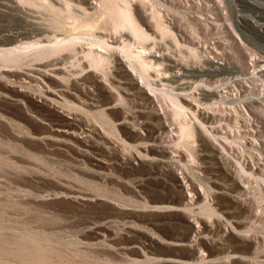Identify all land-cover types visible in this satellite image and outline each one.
Wrapping results in <instances>:
<instances>
[{
    "label": "rangeland",
    "instance_id": "obj_1",
    "mask_svg": "<svg viewBox=\"0 0 264 264\" xmlns=\"http://www.w3.org/2000/svg\"><path fill=\"white\" fill-rule=\"evenodd\" d=\"M88 1L0 0V264H264V0Z\"/></svg>",
    "mask_w": 264,
    "mask_h": 264
},
{
    "label": "bare ground",
    "instance_id": "obj_2",
    "mask_svg": "<svg viewBox=\"0 0 264 264\" xmlns=\"http://www.w3.org/2000/svg\"><path fill=\"white\" fill-rule=\"evenodd\" d=\"M91 1V0H90ZM90 1H88L87 3L88 4H92ZM132 2V1H131ZM144 5V4H143ZM126 8V15H124L123 16V19L118 23L119 24V27H121V28H129L130 29V31L132 32V34H133V36L134 37H138V38H147L149 35L146 33V31L144 30V29H142L141 27H139L138 26V23H137V21H136V19H135V17H134V14H133V12H132V7H131V5L128 3L127 4V6L125 7ZM126 35V34H125ZM123 37V36H122ZM130 38H131V36H130ZM77 39V38H76ZM65 40V39H64ZM73 40H75V38H73ZM73 40H70L71 42H73ZM57 41V40H56ZM69 41V40H68ZM130 42V41H129ZM67 43L68 42H62L61 43V46H65V45H67ZM70 45L71 44H73V43H69ZM124 46L125 47H127L128 46V42L127 43H125L124 44ZM93 47V46H92ZM90 49V48H89ZM113 49V48H112ZM130 50V49H129ZM12 51V50H11ZM10 51V52H11ZM75 51H77V50H75ZM92 51V50H91ZM90 52V51H89ZM94 52V51H93ZM143 52L145 53V54H149L150 56H153V57H155V58H160V57H162L163 56V54H161V53H159V52H156L155 51V53H153V50L152 51H147V49H144L143 50ZM153 54H152V53ZM8 53V52H7ZM86 54H88V53H86ZM144 54V55H145ZM102 55V54H101ZM104 55V54H103ZM122 55V54H121ZM91 56H93V55H91ZM97 56V55H96ZM147 56V55H146ZM164 56H165V54H164ZM163 56V57H164ZM18 57V56H17ZM101 57H103V56H101ZM118 57H119V60L120 61H122L121 63H125V60H126V62L128 61V63L130 64V66L135 70V71H137V72H139L138 73V75H139V77H141V81L139 82V85H140V87H145L146 85L148 86V88L151 90V91H148V94L150 95V96H152V97H154L155 95H156V91H157V88L155 87V86H153V84L143 75V73H142V70H138V68H137V65L136 64H134L133 63V54L132 53H130L128 50H126L125 49V55H124V57L123 56H120V55H118ZM95 58V57H94ZM102 59V58H101ZM107 59V58H106ZM161 59V58H160ZM260 59V58H259ZM96 60V59H95ZM94 60V61H95ZM99 60V59H98ZM103 60V59H102ZM151 62V61H150ZM153 62V61H152ZM159 62V61H158ZM185 63V62H184ZM211 63L216 67V68H221V67H225V66H223V63H221L220 62V60H216V59H211ZM127 64V63H126ZM256 64V63H255ZM136 65V66H135ZM172 66V65H171ZM203 66V65H202ZM255 66V65H254ZM181 67L183 68V70L185 71V73H183V74H181L180 76L178 75V77H194V78H201L202 76H204L206 73H205V70L202 68V67H198V66H195V65H191V64H181ZM229 68V67H228ZM256 69H258V68H256ZM129 70V69H128ZM158 70V69H157ZM165 70V69H164ZM219 70V69H218ZM230 70V69H229ZM262 70L264 71V66H263V68H262ZM179 71V70H178ZM132 72V71H131ZM210 72V71H209ZM255 72V71H254ZM220 73V72H219ZM255 74V73H254ZM130 75V74H129ZM132 75L135 77V74L134 73H132ZM158 75V74H157ZM162 75V74H161ZM175 75V74H174ZM159 76V75H158ZM164 76H166V75H164ZM169 76V75H168ZM253 76V75H252ZM160 77V76H159ZM162 77V76H161ZM257 78H258V75L256 76ZM255 76H254V78H256ZM170 78V77H169ZM137 79V78H136ZM260 79V78H259ZM264 79V78H263ZM161 80H162V78H161ZM170 80V79H169ZM172 80H173V78H172ZM176 80V79H175ZM189 80V79H188ZM192 80V79H191ZM258 80V79H257ZM163 81V80H162ZM166 81V80H165ZM181 82V81H180ZM196 82V81H195ZM199 83H193V82H191V85H189L191 88H192V91L190 92V93H198V90H201L202 91V94L204 95V96H214V95H219V89H218V87L216 86L215 88H210V87H208L207 85L205 86V85H203V84H201V82L200 81H198ZM171 83V82H170ZM169 82H168V84H170ZM182 83V82H181ZM256 83H259V82H256ZM264 83V82H263ZM176 84V83H175ZM184 84H186V83H184ZM225 84H227V83H224V85ZM159 85V84H158ZM162 85V84H161ZM170 85H172V84H170ZM177 85V84H176ZM181 85V84H180ZM223 85V84H222ZM221 85V86H222ZM223 85V86H224ZM262 86V85H261ZM263 86H264V84H263ZM185 87V86H184ZM186 87H187V85H186ZM185 87V88H186ZM208 87V88H207ZM228 87H229V83H228ZM256 87V86H255ZM173 88V87H172ZM176 88H177V86H176ZM179 88V87H178ZM185 88H183V89H185ZM220 88V87H219ZM222 88V87H221ZM225 88H226V86H225ZM260 88V87H259ZM262 88V87H261ZM163 88H161V90H162ZM165 89H167V88H165ZM174 89V88H173ZM257 89H258V87H257ZM168 90V89H167ZM191 90V89H190ZM229 90V89H228ZM160 91V90H159ZM163 92L164 91H166V90H162ZM162 91H160V92H162ZM185 91V90H184ZM188 91V90H187ZM167 92V91H166ZM173 92V91H172ZM175 92V91H174ZM183 92V91H182ZM178 92V93H180V94H190V93H188V92ZM200 92V91H199ZM158 93V92H157ZM165 93V92H164ZM170 93H171V89H170ZM176 93V92H175ZM201 93V92H200ZM224 94V93H223ZM177 95V94H176ZM183 97L185 96V95H182ZM187 96V95H186ZM185 96V97H186ZM198 97V96H197ZM260 97V96H259ZM178 98H181V96L179 97L178 96ZM192 98H193V100L194 101H197L198 99L196 98V97H193L192 96ZM192 98H191V100L190 101H192L193 102V100H192ZM155 99V98H154ZM185 99V98H184ZM187 100V99H186ZM189 100V99H188ZM195 104H196V102H195ZM214 104H216L217 106H219L220 104H222L220 101H215L214 102ZM225 105V104H224ZM177 106H178V108L180 107V109L181 108H183V109H185V107L180 103V102H177ZM197 106V108H200V109H202V111H204L206 108L205 107H203V106H200V104H197L196 105ZM191 107V106H190ZM193 108V107H192ZM195 108V107H194ZM219 109V108H218ZM220 110V109H219ZM196 111V110H195ZM180 112H181V110H180ZM180 112H178V113H180ZM184 112H186V111H184ZM198 112V111H197ZM214 112V111H213ZM190 113V112H189ZM193 115H194V118L195 119H197L198 117H197V113L196 112H193L192 113ZM202 114V113H201ZM223 114V113H222ZM226 114H228V113H226ZM203 116V115H202ZM207 116V115H206ZM216 116H217V114H216ZM224 116V115H223ZM222 116V117H223ZM219 117H221V116H219ZM203 118V117H202ZM207 118V117H206ZM215 118V117H214ZM200 119V118H199ZM224 119V118H223ZM231 119V118H230ZM226 120V119H225ZM224 121V120H223ZM228 121H229V119H228ZM201 123H204V122H201ZM203 125V124H202ZM238 125V124H237ZM204 126V125H203ZM213 127V126H212ZM218 128V127H217ZM238 128V127H237ZM239 129V128H238ZM214 130H215V128H214ZM241 130V129H240ZM186 131H187V134H189V135H191V134H194L195 133V127L193 126V125H190L189 127H187V129H186ZM199 132V131H198ZM240 132V131H239ZM214 134H216V133H214ZM216 138V137H215ZM222 140V139H221ZM244 159V158H243ZM245 164H247V162L245 161V159L244 160H241V161H239L238 162V168H239V171H238V173H239V175L241 176V173H246L247 171V169L245 168Z\"/></svg>",
    "mask_w": 264,
    "mask_h": 264
},
{
    "label": "built area",
    "instance_id": "obj_3",
    "mask_svg": "<svg viewBox=\"0 0 264 264\" xmlns=\"http://www.w3.org/2000/svg\"><path fill=\"white\" fill-rule=\"evenodd\" d=\"M264 89V88H263Z\"/></svg>",
    "mask_w": 264,
    "mask_h": 264
}]
</instances>
